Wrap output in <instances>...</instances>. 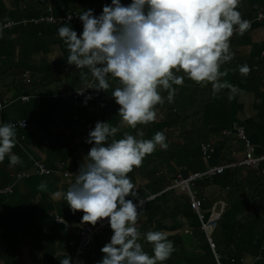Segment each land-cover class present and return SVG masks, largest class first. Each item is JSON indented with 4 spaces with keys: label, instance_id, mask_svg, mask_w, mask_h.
Returning <instances> with one entry per match:
<instances>
[{
    "label": "crops",
    "instance_id": "crops-1",
    "mask_svg": "<svg viewBox=\"0 0 264 264\" xmlns=\"http://www.w3.org/2000/svg\"><path fill=\"white\" fill-rule=\"evenodd\" d=\"M103 1L111 3L0 0V124L16 125L13 152L21 161L10 167L6 157L0 163V187L10 188L0 193V264H60L66 254L72 257L83 213L73 214L66 201L53 200L50 194L66 190L75 181L91 147L85 140L97 121L118 126L116 139L125 133L136 136L138 131H143L145 139L158 131L166 134L168 148L157 147L141 167L129 173L144 202L140 231H165L174 242L176 250L163 264H264V204L250 190L251 169L231 165L242 156V140L224 133L232 126L243 127L254 153L264 154V14L256 19L257 11L264 13V0H240L238 11L251 20V27L243 35L232 36L234 58L221 68L229 70L222 79L242 91L232 99L228 89L213 96L211 84H197L185 77L183 85L174 86V101L165 99L157 106L156 121L137 129L124 125L118 115L119 105L111 97L118 81H112L108 92L87 89L84 99L93 98L86 106L59 95L63 85L82 90L80 73L88 71L67 63L69 51L57 31L67 24L80 34L82 23L62 18L71 11L98 8ZM45 15L56 19H38ZM244 64L251 68L247 77L237 67ZM22 76L24 83L15 78ZM162 95L166 98L167 92L162 90ZM39 163L48 172H38ZM219 164L226 165L222 173L200 178L192 186L205 215L215 201L226 203L210 232L216 258L199 229L187 192L167 185L176 175ZM255 172L264 183V160ZM237 180L245 193L234 194ZM42 181L47 182V191L38 190ZM112 234L107 224L88 249L87 264H97L103 255L100 249ZM141 242L153 255L152 246Z\"/></svg>",
    "mask_w": 264,
    "mask_h": 264
},
{
    "label": "clouds",
    "instance_id": "clouds-1",
    "mask_svg": "<svg viewBox=\"0 0 264 264\" xmlns=\"http://www.w3.org/2000/svg\"><path fill=\"white\" fill-rule=\"evenodd\" d=\"M239 7L240 0H131L128 4L111 0L99 15L91 8L78 14L80 34L67 24L57 31L69 51L67 63L88 70L80 73L83 88L78 94L87 89L108 92L112 81H118L111 91L118 115L124 125L137 129L156 121L157 106L165 99L174 101V86L183 85L185 77L211 84L213 96L228 89L232 99L242 91L223 80L229 70H221L234 58L232 36L237 30L243 35L251 27ZM237 67L245 77L251 72L247 64ZM92 98L85 96V106ZM119 131L109 121H97L85 140L91 147L75 181L50 196L66 201L73 214L82 212L81 224L107 222L113 234L100 249L103 255L97 264H163L176 250L174 242L165 231H140L144 202L129 173L157 147L166 150L167 137L158 131L145 139L138 131L136 136L125 133L116 139ZM15 145L16 125L0 124V163L6 157L10 167L21 162L13 152ZM38 190L47 191V182L42 181ZM141 241L152 246L153 255ZM60 264H73L72 257L66 254Z\"/></svg>",
    "mask_w": 264,
    "mask_h": 264
},
{
    "label": "built area",
    "instance_id": "built-area-1",
    "mask_svg": "<svg viewBox=\"0 0 264 264\" xmlns=\"http://www.w3.org/2000/svg\"><path fill=\"white\" fill-rule=\"evenodd\" d=\"M104 4H108L103 1L98 8H95V14L99 15L102 12V7ZM82 11H71L66 13L63 16V20H68L69 16L72 17L71 20L78 21V14ZM262 11H257L256 19H260L263 16ZM39 20H47V21H55V17L51 15H45L38 18ZM249 20V19H247ZM251 21V20H249ZM9 23H4L3 26H7ZM2 26H0L1 29ZM239 31L237 30L235 34ZM234 34V35H235ZM77 91H81L78 88H72L68 85H63V88L60 90L59 95L62 97L68 98L74 104L81 105L84 101V95H79ZM23 98H25L23 96ZM24 125L25 123H20ZM226 134H231L240 138L243 143V152L240 159L237 162L232 163L231 165H239L251 170H258L259 164L262 160H264V154L256 155L254 153V147L251 144L250 140L247 138L245 134V130L241 126H232L230 129L224 131ZM225 164H219L215 166L208 167L201 171H194L187 175H176L171 182L167 185V188H181L185 190L188 194L190 205L193 211L196 213L199 220V229L203 231L206 239L209 243V246L216 258H218V253L215 249V243L211 238L210 232L216 226L217 220L221 212L225 209L226 203L223 200L215 201L210 206V211L208 215H205L201 211V199L196 195L195 191L192 189V186L195 182L203 177H209L212 175L220 174L223 172L225 168ZM38 172H48L47 169L42 164H37ZM10 188L7 186L5 188L0 187V193L8 191ZM107 225V222L104 221L102 223H98L96 226H92L90 224H82L80 227L76 229V233L78 235V240L75 245L72 262L73 264H87L86 262V253L88 249L91 247L92 243L96 240V238L102 233L103 229Z\"/></svg>",
    "mask_w": 264,
    "mask_h": 264
},
{
    "label": "trees",
    "instance_id": "trees-1",
    "mask_svg": "<svg viewBox=\"0 0 264 264\" xmlns=\"http://www.w3.org/2000/svg\"><path fill=\"white\" fill-rule=\"evenodd\" d=\"M19 82L24 83L26 80L22 77H15ZM1 80H3V76L0 77ZM15 80V79H14ZM16 81V80H15ZM251 177V179H248V181L250 180V185L249 187L251 188V192L253 193V198L255 197L257 202L262 205L264 204V183L260 181V179L262 178L261 176H257L256 172L253 170H250V173L248 175V178ZM263 181V180H262ZM241 180H237L234 183V194H236V192L238 191L239 194H241L242 192L245 193V191L241 190ZM264 206V205H262Z\"/></svg>",
    "mask_w": 264,
    "mask_h": 264
}]
</instances>
